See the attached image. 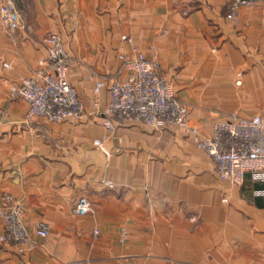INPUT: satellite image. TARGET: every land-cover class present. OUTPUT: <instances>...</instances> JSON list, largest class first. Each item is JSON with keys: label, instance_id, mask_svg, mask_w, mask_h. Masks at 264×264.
Masks as SVG:
<instances>
[{"label": "crops", "instance_id": "0c3cea01", "mask_svg": "<svg viewBox=\"0 0 264 264\" xmlns=\"http://www.w3.org/2000/svg\"><path fill=\"white\" fill-rule=\"evenodd\" d=\"M228 1L0 0L26 26L0 20V195L21 202L29 230L49 226L31 252L0 242V264H264V181L250 172L240 184L220 179L175 125L111 117L109 132L106 86L91 91L96 80L125 79L120 56L136 48L171 80L201 135L233 112L264 119V0L234 21ZM48 32L69 55L83 117L27 121L26 102L11 94L48 66ZM80 196L89 214L74 213Z\"/></svg>", "mask_w": 264, "mask_h": 264}, {"label": "built area", "instance_id": "2783aa9c", "mask_svg": "<svg viewBox=\"0 0 264 264\" xmlns=\"http://www.w3.org/2000/svg\"><path fill=\"white\" fill-rule=\"evenodd\" d=\"M256 0H229L225 18L234 21L242 7H248ZM0 20L7 28H25L14 12L7 6H0ZM131 43V38L122 36ZM47 52L48 66L38 69L11 87V94L20 96L27 104L25 119L43 118L50 122H60L68 118L85 116L84 104L77 96L68 79L70 66L60 35L48 32L42 38ZM123 66L128 70L125 79L96 80L91 87L98 94L106 86L108 103L104 110L107 116L103 126L114 130L112 118L132 119L153 126L175 125L183 128L194 144L212 160L217 176L240 184L247 172L264 181V119L260 115L243 117L233 112L212 124L210 135L203 136L189 124L188 106L173 96L172 82L157 73V65L142 52L134 48L132 58L121 55ZM7 66V64H4ZM97 100L93 105L97 106ZM93 145L109 154L102 139L93 140ZM0 219L3 234L0 242L12 241L19 252H31L38 238H46L49 226L37 222L33 230L27 228L23 219L24 208L3 191L1 193ZM92 212L90 200L80 196L74 213L86 215ZM97 234V230L93 232Z\"/></svg>", "mask_w": 264, "mask_h": 264}]
</instances>
